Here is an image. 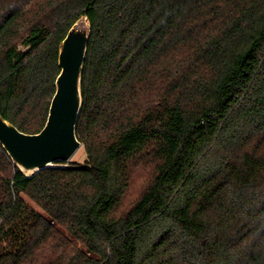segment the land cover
I'll return each mask as SVG.
<instances>
[{"label": "trees", "instance_id": "trees-1", "mask_svg": "<svg viewBox=\"0 0 264 264\" xmlns=\"http://www.w3.org/2000/svg\"><path fill=\"white\" fill-rule=\"evenodd\" d=\"M85 14V159L27 179L0 145V264H264V0H0V112L20 131L43 128Z\"/></svg>", "mask_w": 264, "mask_h": 264}, {"label": "water", "instance_id": "water-1", "mask_svg": "<svg viewBox=\"0 0 264 264\" xmlns=\"http://www.w3.org/2000/svg\"><path fill=\"white\" fill-rule=\"evenodd\" d=\"M92 36L89 17L81 15L59 45L60 72L43 128L20 131L0 112V145L27 179L46 169H65L82 147L77 125L83 109L82 80Z\"/></svg>", "mask_w": 264, "mask_h": 264}, {"label": "rangeland", "instance_id": "rangeland-1", "mask_svg": "<svg viewBox=\"0 0 264 264\" xmlns=\"http://www.w3.org/2000/svg\"><path fill=\"white\" fill-rule=\"evenodd\" d=\"M34 5L33 7H36L37 4H32ZM31 7V6H30ZM33 11L30 12L29 14H27V20H31L33 18ZM149 95V96H148ZM145 99H148L149 97H151V94L149 93H145L144 95ZM85 159V152L83 147H81V149H79L77 151V153L74 155V157L72 158L71 162L73 161H77V162H83ZM70 162V163H71ZM69 163V164H70ZM68 164V166H69ZM149 177V170L146 168H138V170L134 173L133 175V182H132V186L130 188V191L128 193L127 199L125 200L124 203V208L127 209L128 207H130V205L138 198V196L143 192L146 184H147V180ZM60 233H55L50 239L49 241L46 243V245H44V247L40 250H38V252L35 254V258L38 259H42L44 260L47 259L46 257H48L51 253H53L52 251L55 250L54 244H56L57 242H59L60 240ZM79 246H76L75 244H71L70 246H67L66 249V257H71L72 255H74V253H76V250ZM50 257V256H49ZM48 257V258H49Z\"/></svg>", "mask_w": 264, "mask_h": 264}]
</instances>
